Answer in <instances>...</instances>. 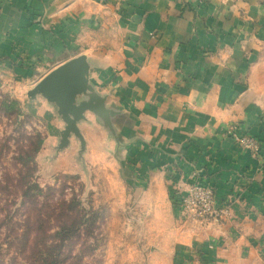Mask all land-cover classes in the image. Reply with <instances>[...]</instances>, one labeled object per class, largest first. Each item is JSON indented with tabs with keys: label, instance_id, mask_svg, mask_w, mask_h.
Instances as JSON below:
<instances>
[{
	"label": "crops",
	"instance_id": "0c3cea01",
	"mask_svg": "<svg viewBox=\"0 0 264 264\" xmlns=\"http://www.w3.org/2000/svg\"><path fill=\"white\" fill-rule=\"evenodd\" d=\"M77 53L130 154L181 151L219 206L234 200L215 229L178 235L176 264H264V160L225 137L234 123L264 138V0H0V63L45 75Z\"/></svg>",
	"mask_w": 264,
	"mask_h": 264
},
{
	"label": "rangeland",
	"instance_id": "374dc122",
	"mask_svg": "<svg viewBox=\"0 0 264 264\" xmlns=\"http://www.w3.org/2000/svg\"><path fill=\"white\" fill-rule=\"evenodd\" d=\"M101 34L95 38L102 42L107 40L105 46H110L109 32ZM93 41L89 35L80 42L86 47H99ZM23 62L16 63L18 68L11 59L0 64V101L5 97L19 101L29 115L24 129L39 132L44 137L35 158L36 183L40 187L65 184V197L75 194L83 207L95 216L94 230L85 236L94 251L81 263L176 264L178 235L195 224L207 230L215 229L234 200L222 206L217 204L215 190L205 180L204 162L196 163L197 168L185 153L176 154L174 150V163L167 157L169 153L150 151L149 161L138 153L130 154L127 151L130 140L121 134L123 141L118 145L103 123L90 112L85 113L86 121L78 125L85 141L84 150H80L79 141L73 135L65 148L57 150L64 122L42 97L31 102L27 97V92L46 75L48 66H38L40 71L36 74L30 69L22 71L29 65ZM16 123L0 115V139L12 135L18 126ZM247 132L240 124L233 123L228 125L225 137L248 151L253 160H264V138L259 135L253 138ZM10 145L13 150L12 141ZM10 156L11 151L0 158V163L11 170ZM178 157L189 168H175L180 161ZM206 193L211 194L209 205L203 199ZM180 227H183L181 231ZM1 245L5 253L6 245ZM10 255L12 253L4 255L2 264L9 263Z\"/></svg>",
	"mask_w": 264,
	"mask_h": 264
},
{
	"label": "trees",
	"instance_id": "16d2710c",
	"mask_svg": "<svg viewBox=\"0 0 264 264\" xmlns=\"http://www.w3.org/2000/svg\"><path fill=\"white\" fill-rule=\"evenodd\" d=\"M0 115L18 125L12 135L0 139V158L11 151V170L0 163V264L8 253V264H83L94 251L85 236L92 234L95 216L75 194L65 197V184L36 183L35 158L44 137L24 129L29 115L20 102L5 97ZM247 133L258 138L253 131Z\"/></svg>",
	"mask_w": 264,
	"mask_h": 264
},
{
	"label": "water",
	"instance_id": "95a60500",
	"mask_svg": "<svg viewBox=\"0 0 264 264\" xmlns=\"http://www.w3.org/2000/svg\"><path fill=\"white\" fill-rule=\"evenodd\" d=\"M92 70L86 55H78L50 71L27 92L30 102L38 96L42 97L55 108L64 122L57 150L65 148L72 135L79 141L80 150H84L85 141L78 125L86 121V112L94 114L103 123L117 144L123 141L119 131L123 118L118 116L117 106L108 105L107 97L97 92L90 80Z\"/></svg>",
	"mask_w": 264,
	"mask_h": 264
},
{
	"label": "built area",
	"instance_id": "2783aa9c",
	"mask_svg": "<svg viewBox=\"0 0 264 264\" xmlns=\"http://www.w3.org/2000/svg\"><path fill=\"white\" fill-rule=\"evenodd\" d=\"M203 199L206 201L207 205H209L210 202H211V194L206 193V195L204 196ZM208 208H209V207H208Z\"/></svg>",
	"mask_w": 264,
	"mask_h": 264
}]
</instances>
